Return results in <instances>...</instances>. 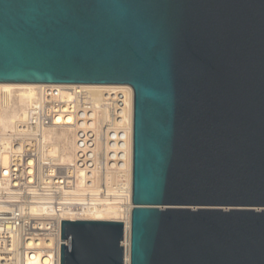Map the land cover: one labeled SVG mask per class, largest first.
Returning <instances> with one entry per match:
<instances>
[{"label": "water", "instance_id": "95a60500", "mask_svg": "<svg viewBox=\"0 0 264 264\" xmlns=\"http://www.w3.org/2000/svg\"><path fill=\"white\" fill-rule=\"evenodd\" d=\"M0 84L132 87L130 264H264V0H0ZM127 256L62 221L61 264Z\"/></svg>", "mask_w": 264, "mask_h": 264}, {"label": "built area", "instance_id": "2783aa9c", "mask_svg": "<svg viewBox=\"0 0 264 264\" xmlns=\"http://www.w3.org/2000/svg\"><path fill=\"white\" fill-rule=\"evenodd\" d=\"M59 86L45 85L16 128L0 131V264H61L62 221H93L108 208L131 229L132 87L111 86L97 101L86 85H70L67 96ZM15 101L0 90V112ZM60 116L74 121L70 165L52 158L44 140Z\"/></svg>", "mask_w": 264, "mask_h": 264}, {"label": "bare ground", "instance_id": "6f19581e", "mask_svg": "<svg viewBox=\"0 0 264 264\" xmlns=\"http://www.w3.org/2000/svg\"><path fill=\"white\" fill-rule=\"evenodd\" d=\"M45 85H35V84H0V90L8 92L10 94H15L16 99L20 107L17 109L15 106L10 109L3 110L0 112V131L3 134H7L16 128L17 121L23 117L26 113L27 106L38 98L39 91L44 88ZM63 94L67 96L68 90L72 89L73 86L63 85ZM84 87H89L95 91V98L99 101L104 92L111 86L102 85H86ZM16 105V104H14ZM18 105V104H17ZM8 106L9 103H8ZM134 107V106H133ZM73 118L69 117H58L56 119L55 125L51 127L47 133L44 135L45 143L49 144V155L52 158H56L62 165H70L73 162V149H74V127ZM133 123H134V110H133ZM131 147V145H130ZM130 159L128 162V173H127V183L130 187L133 185V162H132V152L130 150ZM119 214L114 208H108V210L98 211L93 214L89 220L93 221H115ZM127 264H130V235L128 226V256Z\"/></svg>", "mask_w": 264, "mask_h": 264}, {"label": "rangeland", "instance_id": "374dc122", "mask_svg": "<svg viewBox=\"0 0 264 264\" xmlns=\"http://www.w3.org/2000/svg\"><path fill=\"white\" fill-rule=\"evenodd\" d=\"M15 104H16V105H15L16 108H17V107H18V108L20 107V105H19V103H18V99H16ZM17 104H18V105H17ZM18 108H17V109H18Z\"/></svg>", "mask_w": 264, "mask_h": 264}]
</instances>
